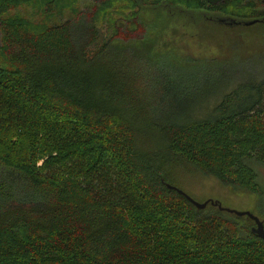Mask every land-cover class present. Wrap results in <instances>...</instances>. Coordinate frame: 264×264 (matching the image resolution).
I'll return each mask as SVG.
<instances>
[{"label":"trees","instance_id":"1","mask_svg":"<svg viewBox=\"0 0 264 264\" xmlns=\"http://www.w3.org/2000/svg\"><path fill=\"white\" fill-rule=\"evenodd\" d=\"M250 11L246 0H0V264H264L253 220L167 187L198 172L264 193V78L207 105L229 80L205 73L223 66L174 36Z\"/></svg>","mask_w":264,"mask_h":264},{"label":"rangeland","instance_id":"2","mask_svg":"<svg viewBox=\"0 0 264 264\" xmlns=\"http://www.w3.org/2000/svg\"><path fill=\"white\" fill-rule=\"evenodd\" d=\"M92 1L96 0H83V5H89ZM25 13L32 16L35 21L39 18V15H33L32 10ZM152 14V11L148 12L150 18ZM155 15L157 17L156 13ZM207 20L206 24H194L186 30L179 28L181 33L186 32L184 37L174 35L172 29L171 35L176 37L181 52L187 56L200 60L215 59L217 63L222 64L223 67H218L219 73L215 71L205 73V75L220 74L221 76L216 77H228L229 80L227 88L212 94L207 100V105L211 106L220 100L224 90H230L238 81L264 78V23L244 27L238 24V21L235 23L233 21L230 25V21L214 15H209ZM255 168L260 174V183L264 191V165H257ZM172 185L199 203L219 202L224 208L251 212L264 221V193L262 197L249 193H236L221 185L214 177L198 172L180 174ZM212 207L217 208L209 206L208 209Z\"/></svg>","mask_w":264,"mask_h":264},{"label":"water","instance_id":"3","mask_svg":"<svg viewBox=\"0 0 264 264\" xmlns=\"http://www.w3.org/2000/svg\"><path fill=\"white\" fill-rule=\"evenodd\" d=\"M207 1L212 5H218V4L223 3L225 0H207ZM256 22L257 21H249V22H246L245 25L246 26H253L254 24H256ZM167 187H168V189L174 190V191L178 192L180 195L184 196L186 199H188V201H190L199 210L206 209L208 207V205L210 204L212 206L217 207L220 211L228 212V213L237 215L238 217H244V216L249 217L251 220H253L256 223V225L254 227H252V229H251L252 233L256 234L259 238L264 240V222L258 216L254 215L253 213L227 209V208H224L219 202H215V201H208L205 203H199V202L193 200L191 197H189L182 190L176 188L175 186H173L171 184H167Z\"/></svg>","mask_w":264,"mask_h":264},{"label":"flooded vegetation","instance_id":"4","mask_svg":"<svg viewBox=\"0 0 264 264\" xmlns=\"http://www.w3.org/2000/svg\"><path fill=\"white\" fill-rule=\"evenodd\" d=\"M246 1L249 3V7L251 8L250 13L254 14V16H258L255 20H253V21H257L256 24L254 25L263 24L264 23V0H246ZM246 12H249V11H246ZM235 22L236 21H234V23ZM245 23L246 22H238V24H241L243 26L245 25Z\"/></svg>","mask_w":264,"mask_h":264}]
</instances>
